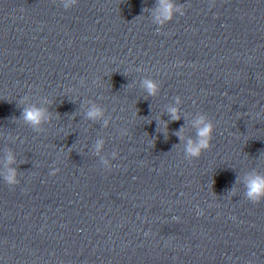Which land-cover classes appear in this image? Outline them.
<instances>
[{
	"label": "clouds",
	"instance_id": "obj_1",
	"mask_svg": "<svg viewBox=\"0 0 264 264\" xmlns=\"http://www.w3.org/2000/svg\"><path fill=\"white\" fill-rule=\"evenodd\" d=\"M59 3L65 10H69L73 6L77 5L78 0H59ZM213 6L214 2L210 3V7ZM143 11L151 15L152 23L158 26L157 32H159L160 29L163 28L164 25L171 22L177 14L180 16L185 14V5L177 4L175 0H155V5L153 7L150 9L145 8ZM80 83L83 85V79ZM141 87L147 97H155L160 92V84L153 78H144L141 81ZM181 102V97L177 95L175 97V104L167 107L166 112L169 120L160 121V125H162L160 132H163L164 136H167L168 134L167 125L170 121H178L182 119L180 109L176 106L180 105ZM44 103L48 104V101H45ZM17 105L20 107L21 113L19 117L12 118L15 122H22L38 134L45 132V125L51 124L53 113L50 111L49 107L29 103V98L26 95L18 100ZM81 108L83 109L86 120L91 122H101L103 127H109L112 117L106 115V109L103 106L95 101H88L87 106L85 107V104L82 101ZM136 114L138 115V113ZM186 127L187 122L185 125H182L181 128L174 133V135H176L184 145V158L191 161L193 159L200 158L203 152L211 149L215 125L206 114L200 112V114H198L191 122V128L195 130V138L189 135L186 136ZM119 134L123 137L128 134V131L127 129L121 128ZM104 146L105 140L97 139L94 144L95 153L99 155L103 151ZM118 155L117 151H112L110 153L112 160L117 159ZM4 160L5 163L3 171L0 172V177H2L3 181L8 186L14 188L20 183V180L18 178V168L15 166L16 156L13 151L8 150L5 154ZM101 164L105 169L110 170L112 168L111 160L108 157L102 158ZM59 172V168H54L51 170L50 175L55 176ZM237 185H243L244 198L252 204L264 202V171L252 168L244 173L242 177L237 175L235 183L229 191V195L235 194Z\"/></svg>",
	"mask_w": 264,
	"mask_h": 264
}]
</instances>
